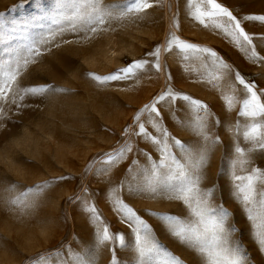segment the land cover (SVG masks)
Instances as JSON below:
<instances>
[{
	"label": "rangeland",
	"instance_id": "rangeland-1",
	"mask_svg": "<svg viewBox=\"0 0 264 264\" xmlns=\"http://www.w3.org/2000/svg\"><path fill=\"white\" fill-rule=\"evenodd\" d=\"M21 3L0 0L6 21L0 29L4 34L0 60L7 58V50L26 40L46 36L50 26L65 30L38 44L41 54L30 59L7 99H0V264H34L41 254L55 251L61 253L59 260L64 264H72L75 253L94 255L95 264H111L113 250L117 264H138L136 225L114 210L115 199L131 207L149 226L162 249L183 264H202L193 250L171 234L163 219L168 215L191 221L187 205L171 198L173 194L163 184L155 192L147 190L145 178L154 170L161 175L167 171L161 167L162 159L171 164L174 158L187 166L186 150L195 154L205 146L208 159L198 173L199 187L202 192L211 190L213 206H223L230 213L226 226L237 229L232 239L243 246L247 264H264V251L244 206L233 195L234 183L239 181L232 179L234 171L237 175H247L254 168L264 172V149L250 150L251 144L243 137L250 120L239 114L246 93L235 79L239 72L255 85L264 102V22L244 19L264 15V0H217L252 35L249 51L255 48V60L208 18L207 26L195 19L189 0H152L153 6L143 12L94 26L96 32L72 30L66 22L52 25L54 0H39V5L27 0L19 7ZM104 3L121 4L123 0ZM217 19L219 23L227 20ZM171 34L211 49L229 67L217 68L207 54L185 59L175 46L166 50ZM157 47L161 48L159 71L154 67L156 57L150 55ZM140 60L148 63L127 78L106 82L93 78L117 73ZM210 74L221 78L212 80ZM24 87H46L47 91L23 94L19 89ZM168 87L207 106L206 131L219 137L215 145L205 142L191 126L195 113L180 98L157 103L159 116L145 111L139 121L135 119ZM225 97L235 98L230 109ZM258 120L264 122V117ZM141 123L157 139L164 137L154 123L167 131L171 158H164L158 145L138 134ZM125 144L131 151L116 157ZM237 146L244 150L247 163L243 165ZM25 192L29 193L26 206L11 203ZM86 206L96 208L99 221L93 223ZM104 226L112 234L123 235L125 246L106 242L97 248L95 234ZM51 264H57L54 255Z\"/></svg>",
	"mask_w": 264,
	"mask_h": 264
},
{
	"label": "snow or ice",
	"instance_id": "snow-or-ice-1",
	"mask_svg": "<svg viewBox=\"0 0 264 264\" xmlns=\"http://www.w3.org/2000/svg\"><path fill=\"white\" fill-rule=\"evenodd\" d=\"M25 2L27 0H22V3L18 6L23 7ZM36 2L39 5V0H36ZM152 6V0H123L121 4L112 5H106L104 0H54V14L50 19L52 25L60 26L66 22L72 30L79 27L84 31L96 32L97 27L94 26L104 25L109 19L123 18L133 12L140 13ZM189 6L194 8L191 14L201 24L207 26L205 18H208L215 27L221 28L227 35L231 36L235 44L242 51L248 53L249 59L255 60L258 58L254 47L249 51L253 41L252 35L241 27V21L227 7L217 3V0H189ZM220 17H226V22L219 23L217 18ZM244 19L264 22V15L245 16ZM5 23L4 14L0 13V29L4 27ZM64 30L63 27L53 29L50 26L46 36L41 35L38 40L28 39L26 42L7 50V58L0 60V99H7L8 92L17 82L22 70L27 67L30 59L41 54L38 44L55 39L57 31L62 32ZM2 38H4V34L0 32V39ZM173 46L180 50L185 59H188L190 55L207 54L217 68L227 69L229 67L220 60L216 52L185 42L175 34H171L170 39L167 40L166 50H170ZM160 52L161 48L157 47L150 53V55L156 57L154 67L157 71L161 68L159 63ZM147 63L146 60L135 61L128 67L120 69L117 73L105 77L93 76V78L100 82L127 78L129 74L142 69ZM210 75L212 80L221 78L216 74ZM235 79L240 85H243L246 93L245 98L241 101L242 108L239 114L250 120L243 131L244 140L251 144L250 150L264 149V122L258 120V118L264 117V102L261 100V95L254 90L255 85L246 82L239 72L235 74ZM19 91L23 94H42L47 91V88L24 87L20 88ZM58 91H63V89H58ZM166 98H170L173 102L177 98L187 101L195 113L190 121L191 126L203 137L205 142L211 141V144L215 145L219 141V137H212L206 131L207 106L188 95L173 91L171 87H168L166 91L157 96L150 105H145L135 119L139 121L141 114L145 111L153 112L159 116L160 113L156 108V104ZM20 99H23V95L20 96ZM225 100L230 109L235 102V98L225 97ZM202 112L204 115L200 114ZM154 127L163 132V140L150 136L143 123L139 124L138 134L145 135L154 144L158 145L164 158H171L167 144V131L155 123ZM175 143L180 145L181 142L177 140ZM125 151H131V147L127 144L116 154V157L122 158ZM235 151L239 154V163L241 165L247 163L243 159L244 150L237 146ZM185 157L188 161L187 166L174 158L171 164H165L164 159H162L161 167H165L167 171L161 175L154 170L150 178H145L147 190L155 192L157 185L167 186L173 194L171 198L183 201L193 217L191 221L184 222L174 216H163V219L168 222L171 234L193 250L201 258L202 264H247L248 256L243 246L238 240L232 239L237 229L234 226H226L230 213L223 206H213L209 200L212 194L211 190L202 192L199 187L201 177L198 173L207 163L208 147L205 146L195 154L191 150H186ZM232 179L234 182L239 181V183H234L235 191L233 195L244 206L247 218L254 229V237L261 250L264 251V172L254 168L247 175H237L234 171ZM258 184L260 187H257ZM28 195V192L21 193L11 203L18 206L25 205ZM113 203L114 210L122 213L136 225L134 231L136 233L135 248L139 257L138 264H183L178 257L160 247L153 239L149 226L136 215L131 207L120 199H115ZM85 211L91 214L93 223L100 220L94 206H86ZM95 239L97 248L106 242H112L113 244L118 242L120 247L125 246L124 236L110 233L107 226L102 229L97 228ZM53 255L57 258V264H64L59 260L61 255L59 251L47 255L41 254L34 261V264H51ZM71 259L72 264H95L94 255L75 253L72 254ZM111 264H117L114 250Z\"/></svg>",
	"mask_w": 264,
	"mask_h": 264
},
{
	"label": "bare ground",
	"instance_id": "bare-ground-1",
	"mask_svg": "<svg viewBox=\"0 0 264 264\" xmlns=\"http://www.w3.org/2000/svg\"><path fill=\"white\" fill-rule=\"evenodd\" d=\"M114 54V53H113Z\"/></svg>",
	"mask_w": 264,
	"mask_h": 264
}]
</instances>
